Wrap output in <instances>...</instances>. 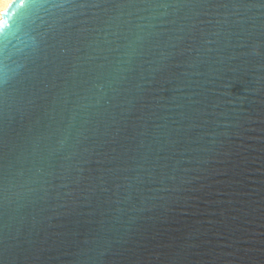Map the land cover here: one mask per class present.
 <instances>
[{
    "label": "water",
    "instance_id": "95a60500",
    "mask_svg": "<svg viewBox=\"0 0 264 264\" xmlns=\"http://www.w3.org/2000/svg\"><path fill=\"white\" fill-rule=\"evenodd\" d=\"M0 14V264H264V0Z\"/></svg>",
    "mask_w": 264,
    "mask_h": 264
},
{
    "label": "bare ground",
    "instance_id": "6f19581e",
    "mask_svg": "<svg viewBox=\"0 0 264 264\" xmlns=\"http://www.w3.org/2000/svg\"><path fill=\"white\" fill-rule=\"evenodd\" d=\"M12 1L13 0H0V12L5 11ZM0 18H1V14H0Z\"/></svg>",
    "mask_w": 264,
    "mask_h": 264
}]
</instances>
